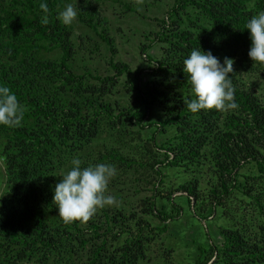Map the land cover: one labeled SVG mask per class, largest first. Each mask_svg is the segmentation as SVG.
I'll return each mask as SVG.
<instances>
[{
    "label": "trees",
    "instance_id": "16d2710c",
    "mask_svg": "<svg viewBox=\"0 0 264 264\" xmlns=\"http://www.w3.org/2000/svg\"><path fill=\"white\" fill-rule=\"evenodd\" d=\"M58 1L0 0V84L15 92L26 107L22 126L0 125L5 176L0 196V264H78L83 250H88L85 264H137L145 258V242L152 236L147 220L134 218L138 235L128 232L126 223L112 233L117 217H121L120 223L126 220L121 210L106 206L85 223L66 224L52 202L59 176L71 167L73 157L81 159L82 150L99 132V119L111 112L109 104L101 100L106 98L103 87L109 92L110 84H89L87 74H78L72 67V52L64 38L68 31L54 16ZM248 1L175 0L174 16L179 8L188 15L198 9L204 22L196 32L179 30L177 24L179 31L165 36L168 45L141 90L145 105L160 107L164 115L161 124L173 125L179 139V144L164 148L163 160L151 165L153 169L157 165L158 181L161 165L193 167L198 172L200 167L206 168L210 187L206 186L205 195L197 192V177L179 186L194 196L193 212L198 218L216 211L212 203L219 204L221 194L228 196L232 189H239L238 172L244 164L258 172L252 184L260 187L254 206L263 220L251 226L222 210L225 220L233 217L237 228H221L222 244H212L199 264H238L236 259L241 264H264V106L244 86L232 82L237 109L222 115L215 109L192 113L187 101L195 97L182 70L183 60L199 47L210 50L221 62L234 55L240 43L249 48L245 24L264 10V0H255L253 8L247 7ZM41 2L48 4L47 13L40 8ZM45 15L46 24L41 22ZM43 48H59L62 56L58 60L37 56ZM114 67L118 69V64ZM248 177L245 180H251ZM242 186L245 189L246 182ZM206 195L208 200H201ZM146 204L142 214L162 215L153 201ZM180 213L176 210L166 216L175 218ZM109 235L113 239L107 245Z\"/></svg>",
    "mask_w": 264,
    "mask_h": 264
},
{
    "label": "rangeland",
    "instance_id": "374dc122",
    "mask_svg": "<svg viewBox=\"0 0 264 264\" xmlns=\"http://www.w3.org/2000/svg\"><path fill=\"white\" fill-rule=\"evenodd\" d=\"M254 1L249 0L247 7L253 8ZM69 3L75 4V0H59L54 16L58 18V13ZM174 5L175 0H77L76 20L67 26L59 20L68 31L64 38L72 52V67L78 74H87L85 81L89 84H110L109 92L106 86L103 87L106 98L101 97V100L109 104L111 112L99 119L97 136L82 150L81 166L112 163L118 169L117 176L109 182L108 194L114 195L118 201L111 208L121 210L126 220L120 223L121 217H117L119 222L112 233L126 223L128 232L138 235L139 228L134 218L148 221L152 236L145 242V258L137 264H199L212 244H222L221 228H237L233 217L225 220L222 210L227 216L233 215L237 221L251 226L263 220L254 206L260 187L252 184L258 172L248 165L244 164L239 169V189H232L228 196L221 194L219 204L212 203L216 211L203 218H198L193 212L194 196H189L179 186L197 177V192L205 195L206 186L210 187L206 168L200 167L198 172L193 167L186 170L184 166L161 165L158 181L157 165L154 169L151 167L154 161L163 160L164 148L179 144V139L173 125L161 124L164 120L162 109L156 104L149 108L145 105L147 100H142L145 97L141 90L145 89V82L151 80L154 62L168 45L164 41L165 36L179 30L196 32L205 18L199 15L198 9L190 10L192 13L188 15V11L179 8L178 16H174ZM193 23L194 26L191 25ZM239 45L241 48L231 56L235 62L230 79L236 85L244 86L264 106V65L252 62L247 55L249 48L245 44ZM37 56L58 60L62 51L43 48ZM115 64H118V69ZM105 78L109 80L103 81ZM222 121L223 117H220L219 122ZM246 176L251 180H245ZM244 182L245 189L242 186ZM4 189V164L0 159V196ZM261 192L264 193V186ZM167 197L174 200V206ZM201 200H208V196H202ZM150 201L162 215L142 214ZM176 210L181 211L177 217L166 216L167 212L175 214ZM46 216L51 217L48 213ZM106 238L109 245L113 236ZM87 254L88 250H83L78 264H85ZM236 262L241 264L237 259Z\"/></svg>",
    "mask_w": 264,
    "mask_h": 264
},
{
    "label": "clouds",
    "instance_id": "9594fccd",
    "mask_svg": "<svg viewBox=\"0 0 264 264\" xmlns=\"http://www.w3.org/2000/svg\"><path fill=\"white\" fill-rule=\"evenodd\" d=\"M44 13L48 4L40 3ZM77 0L69 3L58 13V19L64 25H71L77 18ZM47 23V16L42 17ZM250 46L247 52L252 62L264 65V10L251 16L246 24ZM234 58L224 57L223 62L210 50L193 49L183 60V72L194 99L187 101V108L192 113L200 110L215 109L228 111L238 108L235 102V88L229 74L234 72ZM26 107L18 100L17 95L8 86L0 84V125L20 127ZM83 161L73 157L71 167L61 173V179L53 189L52 202L64 223L89 221L99 209L115 205L118 201L108 194L109 182L117 176L118 169L112 163L88 164L82 167Z\"/></svg>",
    "mask_w": 264,
    "mask_h": 264
}]
</instances>
